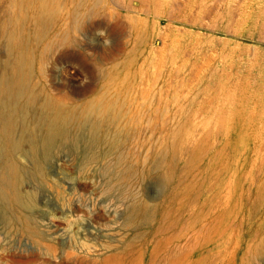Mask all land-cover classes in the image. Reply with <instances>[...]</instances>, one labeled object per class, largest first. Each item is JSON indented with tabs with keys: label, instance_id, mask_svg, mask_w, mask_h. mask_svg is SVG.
<instances>
[{
	"label": "rangeland",
	"instance_id": "obj_1",
	"mask_svg": "<svg viewBox=\"0 0 264 264\" xmlns=\"http://www.w3.org/2000/svg\"><path fill=\"white\" fill-rule=\"evenodd\" d=\"M82 1L55 25L85 14L78 44L41 62L36 5L15 28L0 0V75L16 30L35 99L0 122V264H264V0ZM115 70L126 119L99 122ZM47 97L77 120H39Z\"/></svg>",
	"mask_w": 264,
	"mask_h": 264
},
{
	"label": "bare ground",
	"instance_id": "obj_2",
	"mask_svg": "<svg viewBox=\"0 0 264 264\" xmlns=\"http://www.w3.org/2000/svg\"><path fill=\"white\" fill-rule=\"evenodd\" d=\"M82 2L83 8H85L89 0H83ZM32 3L36 5L32 19V23L36 29L34 44L38 48H43L39 55L41 62H44L49 55L57 53L61 49L74 48L78 44L76 40L71 38V35L72 33L78 32L80 22L85 18V14H78L77 8H75L69 14L70 19L64 24L63 29L61 31L56 30V24H59V18L63 9L59 0H22L20 7H16L13 13L15 28L18 25L17 22L20 14L22 15V23H28L29 18L27 17V13ZM11 41L12 48H9V53L11 55L13 53V63L6 65L4 67L5 70L3 69L5 71H3L4 74L2 73L0 75V122L5 119H14V123H16L23 122L25 111L29 109V105L35 102L33 90L30 85V79L33 75L32 64L34 53L32 52L31 41L26 35L18 36V32L15 30ZM107 53L108 50L103 52L106 56ZM82 59L83 65L88 64L89 57L83 56ZM40 75L41 79L45 78V74L42 72ZM110 85L116 90L117 99L113 98L108 92L100 93L88 102L84 111L89 117H95L99 122L103 120L119 122L126 119L122 115V112L117 113L116 111V106L119 105L118 99L123 97H125V100L128 99L127 93L124 92L125 88L119 82L118 70L113 71ZM44 119L49 120L52 129L62 130V128L74 123L77 120V116L76 112L67 109L64 101L47 97L42 105L39 120ZM190 136V131H179L177 134V137L181 141L189 140ZM21 146L23 147V145ZM2 154L3 152L0 150V155ZM57 262L59 263V261Z\"/></svg>",
	"mask_w": 264,
	"mask_h": 264
}]
</instances>
